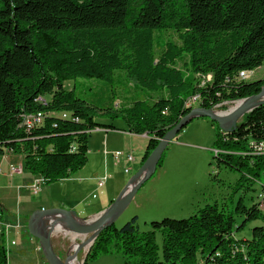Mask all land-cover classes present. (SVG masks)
Segmentation results:
<instances>
[{
	"label": "trees",
	"instance_id": "trees-1",
	"mask_svg": "<svg viewBox=\"0 0 264 264\" xmlns=\"http://www.w3.org/2000/svg\"><path fill=\"white\" fill-rule=\"evenodd\" d=\"M168 31L177 33V41L167 40L157 52V38ZM263 64L264 0H0V155L23 154L44 183L66 179L87 163L90 132L116 128L95 122L100 111L121 114L128 131L150 136L143 164L191 110L185 107L189 97L201 95L190 106L213 108L256 94L264 79L246 81L240 74ZM119 72L127 84L163 94L113 108ZM77 78L108 83V104L66 89L65 81ZM45 96L50 100L41 102ZM38 113L43 123L27 127L26 116ZM214 123L219 161L244 172L240 185L259 180L264 155L249 154L248 141L264 139V104L245 113L228 140ZM261 205L247 206L240 198L227 212L207 204L188 218L154 221L147 231L134 216L120 228L114 223L104 229L84 264L115 253L124 264H264ZM236 215L243 217L239 225ZM256 220L262 224L252 228L251 238L235 237ZM0 264H9L4 232Z\"/></svg>",
	"mask_w": 264,
	"mask_h": 264
},
{
	"label": "rangeland",
	"instance_id": "rangeland-1",
	"mask_svg": "<svg viewBox=\"0 0 264 264\" xmlns=\"http://www.w3.org/2000/svg\"><path fill=\"white\" fill-rule=\"evenodd\" d=\"M167 40L177 41V33L168 31L162 37H158L156 40L157 52H161ZM185 59H188L187 56ZM185 59L179 60L178 65H184ZM240 76L247 78L246 81L264 79V64L249 73L242 72ZM125 77L124 73L119 72L118 77L115 79L113 91H116L120 96L119 99L117 98L109 105L113 108L117 109L125 104H130L132 98L136 100L146 99L151 95L157 97L163 94V92L158 94L155 92L154 95V91L145 88L138 89L134 86V81L127 84ZM209 79L210 75L206 78L201 77V85ZM65 87L66 89H74L78 96L98 106H102L105 102L106 105L108 104L109 92H111L109 84L97 78L67 80L65 81ZM45 100H50V96H45ZM237 102L239 101L222 102L221 105L215 107V110L220 113L229 111ZM58 116H62V113ZM94 120L102 125H113L118 129H127L126 121L121 114L112 117L98 111ZM218 129V126L206 117L194 118L186 124L168 144L156 172L142 185L132 202L116 220L115 225L120 228L132 217L137 216L140 230L147 231L152 229L151 224L154 221H160L166 217L188 218L207 204H216L220 209L224 208L229 212L233 211L240 198H243L247 206L257 202L259 193L262 191V184H264V171L261 173L259 180H249L240 185L244 172L232 169L228 163L219 161L216 157L215 141ZM105 131L103 129L90 132L88 160L84 167L72 172L66 179L43 183L39 193L33 192L32 185L42 176L39 173H33L27 167L23 154L6 152L4 155H0V204L13 205V209H16V205L19 204H40V207L53 204L52 207L69 210L68 207L83 198V203L76 204L77 214L80 218L92 219L91 216L99 213L93 210L94 204L92 203H99L106 198L109 192L112 195V185L121 176L125 175L128 181L137 172L138 168L133 167L132 164H126L124 158L128 154H132L136 158L141 150L138 143L140 142L139 139L134 140L135 143L132 144V142L126 138L122 139L119 135H114L112 140L107 139L108 141L105 144ZM184 132H186L185 136L189 133L196 135L193 141L189 140L195 146L179 143L181 139H185ZM143 147L144 153L146 146ZM117 154L120 155L118 158L115 157ZM20 165L23 168V173L10 176L12 166L18 167ZM126 167L132 168V170L129 173L125 172ZM77 176L80 178H77ZM87 176H93V178L88 181L85 179ZM3 208H6V206H3ZM18 212H20V209ZM26 213L27 210L23 209L22 219L26 223L25 229L28 230L29 218L26 220ZM9 214L10 211L5 210V217ZM242 221L243 217L236 215V223L239 225ZM261 224V220L252 221L245 229L237 231L235 237L238 239L251 238L252 228ZM9 227L7 226L4 230L6 242H8L7 233L11 230ZM22 231V234H16L17 231L15 232L13 227V230L10 231L9 242L12 241V238H22L27 246L24 259L27 264H36L35 260L38 256L37 251L34 249L39 241L30 233H25L24 228ZM51 232L52 243L55 244L57 249L56 253L63 260L68 254H73L75 243L83 241L84 236L86 239L90 236V234L77 235L72 231ZM162 240V234L157 232L156 242L159 246L162 245ZM15 247L9 248L11 250L9 264H19V254L14 250ZM90 248L91 246H88L79 251L76 257L78 264H84ZM39 255L42 260V253L39 252ZM69 264H74L71 257ZM86 264H124V260L120 253H115L88 260Z\"/></svg>",
	"mask_w": 264,
	"mask_h": 264
},
{
	"label": "water",
	"instance_id": "water-1",
	"mask_svg": "<svg viewBox=\"0 0 264 264\" xmlns=\"http://www.w3.org/2000/svg\"><path fill=\"white\" fill-rule=\"evenodd\" d=\"M237 101L241 103L236 105L234 109L222 113L216 111L214 108H207L202 105L191 108V110L160 139L157 146L151 151L137 172L127 181L117 197L104 210L96 216H93L92 219L80 218L75 211L58 207L35 209L28 219V231L32 236L38 239L48 264H69L70 257H77L79 251L85 248L86 245L90 244V246H92L100 233L116 222L119 216L132 202L142 185L156 172L158 163L168 144L192 119L206 117L218 123L221 130L232 132L236 129L238 122L245 113L264 104V85H262L258 93ZM60 215L68 219L72 232L77 235L90 234L88 239L77 243V247L74 249L73 254H68L64 260L56 253L52 244V232L48 230L50 220Z\"/></svg>",
	"mask_w": 264,
	"mask_h": 264
},
{
	"label": "crops",
	"instance_id": "crops-1",
	"mask_svg": "<svg viewBox=\"0 0 264 264\" xmlns=\"http://www.w3.org/2000/svg\"><path fill=\"white\" fill-rule=\"evenodd\" d=\"M103 129L106 130L105 131V136H106L105 144L108 141L107 139L112 140L114 138L113 137L114 135H119L120 137H122V139L126 138L128 141L132 142V144L135 143L134 140L139 139L140 142H138V143L141 146V150L139 151L138 155H136V158L133 156V160L132 161H128V160H126L124 158L126 164H128V165L132 164L133 167L136 166L139 169L140 166L142 165V159H143L144 153L146 151V149H145V151L143 153V150H144L143 146H146V148H147L150 136L147 133L135 134V133H132V132L128 131V129L123 130V129H118V128H96L94 130H103ZM185 135H186V132H184V134H183L185 139H181L180 138L181 140L179 141V143L183 144V145L195 146L190 141H193V139L196 137V135H193L192 133H189L187 136H185ZM105 163H106V161H105ZM18 167H21V169H22L21 173H23L22 166L20 165ZM13 168H14V166H12V168H11L10 176H13V175H16V174H21V173L14 172ZM126 169H129V170L126 171ZM131 170H132V168H129V167L125 168V172H127V173H129ZM78 177L79 176H77V178ZM81 178H83V177H81ZM91 178H93V176L92 177L91 176L85 177V179L88 180V181ZM126 181H127V178L125 177V175L121 176L120 179L117 180L112 185V187H113L112 195L109 192L107 194L106 198L101 200L99 203H92V204H94L93 205V210H95V212L98 211L99 213L102 210H104L114 200L115 196L119 193V191L124 186ZM81 185L84 186L85 184H81ZM37 193H39V192H37ZM83 202H84V200H83V198H81L76 204H81ZM64 204H66V203H64ZM76 204H74V205H72V206H70L68 208H70L69 210L75 211L76 214H77L78 211H76L77 210L76 209ZM3 206H6V208H3ZM50 206L52 207L54 205L53 204L52 205L49 204L48 206L43 205V206L40 207V204H19V205H16V209H13V205L7 206V204H0V236L4 232V230H6L7 226L8 227L10 226L9 228L11 230H13V227H14L15 232L17 231L16 234L17 233L18 234H22L23 233V231H22L23 228H24L25 233H29V231L25 229L26 228V223H24L23 219H22V210L23 209L27 210V213H26V217H27L26 220H27L35 209H38V208H50ZM261 208L264 209V204L261 205ZM19 209H20V212H18ZM5 210L8 211V212L10 211V214L6 215V217H5ZM97 214H95L94 216H96ZM91 217H93V216H91ZM5 225H6V227H5ZM11 230H9L8 233H7L8 242H6L7 248L9 250V254L11 252L10 249H12L11 247L12 246H14V247L16 246L14 248V250H16V253L19 254V256H18L19 257V264H27L26 260L24 259V256L26 255V252H27V246H26L24 240H22V238H19L20 240L12 238L11 239L12 241L9 242L10 233H11L10 231ZM12 233H13V231H12ZM52 244H53V247H54V249L56 251L57 249L55 247V244L54 243H52ZM39 245H40V243L37 242L36 247L34 249L35 251H37V256H38L37 259L35 260L36 264H46L48 262L46 261V259L44 257V254H43V251H42V249H41V247ZM39 252H41L42 255H43L42 256V260H41V256L39 255ZM9 261H10V257H9Z\"/></svg>",
	"mask_w": 264,
	"mask_h": 264
},
{
	"label": "built area",
	"instance_id": "built-area-1",
	"mask_svg": "<svg viewBox=\"0 0 264 264\" xmlns=\"http://www.w3.org/2000/svg\"><path fill=\"white\" fill-rule=\"evenodd\" d=\"M231 78H227V81H230ZM39 98H45V97H39ZM190 99H201V95L198 94L196 95V97H189L186 101H185V107L188 109H191L195 106H190ZM222 103L216 104L213 108L215 109V107H217L218 105H221ZM63 118H69V117H63ZM44 121V117H37V114H31L26 116L25 118V124L27 125V127H33L35 125H40L42 124ZM94 130V129H93ZM233 132V131H232ZM232 132H227V131H223L222 130V136L224 137L225 140L229 139V136ZM248 146L250 149V153L249 154H255V155H264V139L262 140H249L248 141ZM221 151L215 149V154L218 155ZM120 155H115L116 158H118ZM126 160L128 161H132L133 160V156L132 154H128L125 157ZM14 172L16 173H21L22 169L21 167H14ZM129 169H126V171H128ZM44 183V179L43 178H39L36 180L35 184L32 185L33 187V191L35 193L39 192L42 184ZM259 201L264 204V184H262V191L259 193Z\"/></svg>",
	"mask_w": 264,
	"mask_h": 264
},
{
	"label": "bare ground",
	"instance_id": "bare-ground-1",
	"mask_svg": "<svg viewBox=\"0 0 264 264\" xmlns=\"http://www.w3.org/2000/svg\"><path fill=\"white\" fill-rule=\"evenodd\" d=\"M39 100L44 101L43 98H39ZM45 102V101H44ZM241 102H237L231 109H234L236 105L240 104ZM37 117H43L40 113L37 114ZM48 230L53 231V232H59V231H64V232H71V226L68 221V219L64 216H56L54 219L50 220V223L48 225ZM90 237V236H89ZM86 240V237H83V241ZM90 246V244L86 245V247ZM77 247V243L73 245V249ZM71 260L73 261L74 264H78L77 258L76 257H71Z\"/></svg>",
	"mask_w": 264,
	"mask_h": 264
}]
</instances>
